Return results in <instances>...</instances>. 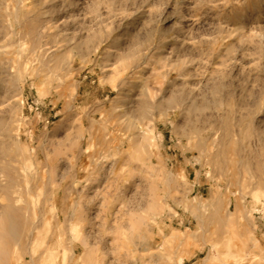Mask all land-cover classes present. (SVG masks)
Wrapping results in <instances>:
<instances>
[{
  "label": "rangeland",
  "instance_id": "obj_1",
  "mask_svg": "<svg viewBox=\"0 0 264 264\" xmlns=\"http://www.w3.org/2000/svg\"><path fill=\"white\" fill-rule=\"evenodd\" d=\"M0 104V264H264V0H0Z\"/></svg>",
  "mask_w": 264,
  "mask_h": 264
},
{
  "label": "bare ground",
  "instance_id": "obj_2",
  "mask_svg": "<svg viewBox=\"0 0 264 264\" xmlns=\"http://www.w3.org/2000/svg\"><path fill=\"white\" fill-rule=\"evenodd\" d=\"M8 97V96H7ZM1 105V104H0Z\"/></svg>",
  "mask_w": 264,
  "mask_h": 264
}]
</instances>
